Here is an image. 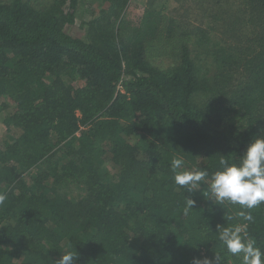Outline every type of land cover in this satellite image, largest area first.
I'll list each match as a JSON object with an SVG mask.
<instances>
[{"label": "trees", "instance_id": "1", "mask_svg": "<svg viewBox=\"0 0 264 264\" xmlns=\"http://www.w3.org/2000/svg\"><path fill=\"white\" fill-rule=\"evenodd\" d=\"M81 1L0 2V264H54L69 243L76 264H241L215 234L236 223L264 251V203L246 222L196 192L185 216L170 168L211 174L264 137V0H174L199 52L183 40L170 67L145 53L151 5L131 29L127 0H103L80 38Z\"/></svg>", "mask_w": 264, "mask_h": 264}, {"label": "clouds", "instance_id": "2", "mask_svg": "<svg viewBox=\"0 0 264 264\" xmlns=\"http://www.w3.org/2000/svg\"><path fill=\"white\" fill-rule=\"evenodd\" d=\"M218 164L219 170L210 174L199 167L186 168L182 157L171 160L173 183L190 194L184 196L183 215L187 216L193 211L196 200L191 198V195L200 192L201 196L210 202L238 205L240 210L236 216L243 221L252 222L250 211L245 210H251L264 203V137L251 140L237 162L229 163L225 156L220 155ZM202 185H206L203 191ZM7 199V193L0 192V206H3ZM228 219L232 220L233 217L229 216ZM215 234L224 250L237 257L241 264H264V251L248 236L247 223L217 225ZM77 259V253L69 243L54 264H76ZM193 264H221V257L215 254L214 260L204 258L194 260Z\"/></svg>", "mask_w": 264, "mask_h": 264}, {"label": "rangeland", "instance_id": "3", "mask_svg": "<svg viewBox=\"0 0 264 264\" xmlns=\"http://www.w3.org/2000/svg\"><path fill=\"white\" fill-rule=\"evenodd\" d=\"M9 0H0V2H7ZM31 5L37 9H51L53 0H30ZM103 0H82L79 9L76 12L75 23L66 27V31L73 36L84 38L87 32H91V23L100 22L102 11L108 7V3H103ZM151 5L154 12L150 13L149 21L151 23L150 29L143 33L144 49L147 53V58L154 65L162 67H170L178 58L180 53V46L185 40V43L190 46L192 50H199L192 44L194 38L189 36V30L180 27V18L177 11V4L174 0H127V6L124 10L126 21L130 24L131 29L138 26L140 20L145 13V6ZM205 22H207L205 20ZM96 25V24H95ZM97 28V25H96ZM188 32V33H186ZM183 33V34H182ZM186 33V34H184ZM173 34V36H170ZM145 35V37H144ZM205 54V52H202ZM132 55H134L132 53ZM201 58H204L201 56ZM211 71V75H218L216 66L206 65ZM0 124V138L5 139L7 136L1 129ZM104 172V171H103Z\"/></svg>", "mask_w": 264, "mask_h": 264}]
</instances>
